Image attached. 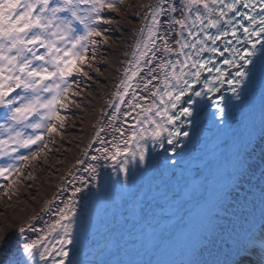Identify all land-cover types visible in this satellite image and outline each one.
Masks as SVG:
<instances>
[{"label":"snow or ice","instance_id":"obj_1","mask_svg":"<svg viewBox=\"0 0 264 264\" xmlns=\"http://www.w3.org/2000/svg\"><path fill=\"white\" fill-rule=\"evenodd\" d=\"M123 3L0 0V180L8 184L0 195L8 196L9 189L20 183L24 165L47 157L56 138L63 139L71 119L68 112L81 107L77 99L88 87L85 81L92 80V72L101 75L96 57L110 42L107 26L116 24L108 16ZM142 8L134 41L117 68L118 82L105 100L112 112L100 113L83 150L88 160H103L104 167L122 175L137 159L141 167L145 165L149 142L171 145L169 155L181 147L178 140L189 135L181 129L193 117L195 99L206 98L224 113V97L216 94L226 86L239 100L245 81L253 78L252 58L264 54V0H178V6L174 0H149ZM248 147L247 169L264 168V138ZM89 150L97 155L89 156ZM257 150L259 157L250 163ZM83 171L96 180L97 165L90 163ZM61 179L65 184H89V179L74 174ZM83 187L74 188L72 199L61 201L63 206L53 210L55 218L43 229L32 224L39 213L15 229L20 234L43 233L23 245L29 264L36 257L41 264H66L67 246L73 242L75 197ZM56 200L60 197L45 201L40 212L48 213ZM10 235H0V248L11 243ZM260 245L264 251V239ZM247 253L245 246L231 264H253Z\"/></svg>","mask_w":264,"mask_h":264},{"label":"bare ground","instance_id":"obj_2","mask_svg":"<svg viewBox=\"0 0 264 264\" xmlns=\"http://www.w3.org/2000/svg\"><path fill=\"white\" fill-rule=\"evenodd\" d=\"M178 6V0H174ZM149 0H125L117 12L109 14L108 18L116 21L109 28L110 42L100 48L96 57V67L101 75L92 72V80L85 81L88 87L81 93L82 99H77L80 108H72L68 115L66 130L63 139H57L55 145H50L52 151L47 157L40 156L38 162L22 167L20 183L9 189V195H0V235L11 233L9 240L0 248V264H18L24 257L23 245L36 240L43 233L28 232L20 234L15 231L18 227L28 222L29 218L39 213V219L32 224L43 229L45 222H51L55 209L62 207L61 201L72 199L71 193L76 187H83L79 182L65 184L64 179H71L74 174L84 179H89V184L75 197V216L85 207L91 198L93 188L101 180L108 168L104 167L105 161L93 162L83 155L89 139L94 133L93 125L100 119V113L107 109L105 100L110 98L115 83L118 82L117 68L121 67L120 61L124 60V52L134 41V31L141 22L143 5ZM139 14V17H138ZM174 15H179L176 13ZM163 19V18H162ZM101 44L103 42L101 41ZM105 122L107 118H103ZM264 138V132L256 138L254 143ZM99 147V145H94ZM244 150L236 160L237 164L244 163L246 153ZM88 155H97L89 150ZM260 152L257 150L249 162L255 163ZM85 160L83 165H77L78 160ZM97 165L96 180L91 181L83 169L88 164ZM12 179H17L13 175ZM94 185V186H93ZM8 187H4L0 194ZM60 188L67 191L60 192ZM15 192L13 195L12 192ZM59 196L52 204L48 213L40 212L44 202ZM216 210L186 249L181 264H231L236 259V253L245 246L248 249V258L253 264H264V251L261 250L260 241L264 239L262 225L264 224V168L257 167L253 172L244 164L232 187L225 191L216 202ZM262 224V225H261ZM256 249V254L252 249Z\"/></svg>","mask_w":264,"mask_h":264},{"label":"rangeland","instance_id":"obj_3","mask_svg":"<svg viewBox=\"0 0 264 264\" xmlns=\"http://www.w3.org/2000/svg\"><path fill=\"white\" fill-rule=\"evenodd\" d=\"M124 2H125V0H124ZM123 6V4L122 5H118L117 6V8L119 9V8H121ZM4 182L5 181H3V180H0V184H4ZM2 189V187H0V190ZM262 225V224H261ZM264 229V224L262 225V230ZM264 231V230H263Z\"/></svg>","mask_w":264,"mask_h":264}]
</instances>
